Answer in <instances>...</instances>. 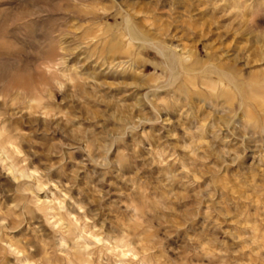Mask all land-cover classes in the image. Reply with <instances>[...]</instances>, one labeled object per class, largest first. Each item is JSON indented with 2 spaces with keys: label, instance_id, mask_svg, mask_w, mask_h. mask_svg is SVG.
Here are the masks:
<instances>
[{
  "label": "clouds",
  "instance_id": "obj_1",
  "mask_svg": "<svg viewBox=\"0 0 264 264\" xmlns=\"http://www.w3.org/2000/svg\"><path fill=\"white\" fill-rule=\"evenodd\" d=\"M55 4L41 0L43 11L35 17L36 27L23 36L15 35L20 31L17 20L0 21V31L6 37L12 34L0 39V60L15 62L14 69L0 71V176L10 181L7 186L0 183V255L11 256L14 264H41L54 244L53 251L67 258L68 264H89L91 250L107 244L97 235L101 229L94 220L111 189L118 187L116 181L130 189L118 188V195L130 201L125 207L139 212L132 197L134 193L147 196L137 180L143 171L163 170L164 199L182 203L195 197L203 203L216 195L214 183L200 187L205 177L239 164L249 145L256 147L255 158L264 165L258 151L264 148V103L252 99L264 92L249 90L247 81L237 76L244 106L237 103L229 108L220 91L224 85L201 82L195 71L198 53L185 47L188 42L182 39L164 43L170 62L183 66L184 74L176 87L154 91L165 85L167 70L146 64L138 51L122 54L123 46L109 44L96 32L97 25L113 17L133 14L130 0H66L67 8L85 12L80 17V34L74 36L79 42L62 39L56 48L42 50L45 23L70 19L57 13ZM97 7L103 12L95 11ZM206 8L224 17L222 29L230 30V43H239L233 57L237 62L255 53L264 65V40L254 39L264 33V0H207ZM63 29L64 24L58 23L57 30ZM160 63L157 59L156 64ZM258 74L264 77V67ZM173 110L178 120L162 118V113ZM189 121L194 122V132ZM157 125L160 131L154 133ZM154 136L162 137L155 146ZM114 149L116 158L110 159ZM76 152L83 158L75 159ZM69 163L72 169L65 183L60 177ZM176 165L178 170L170 172ZM130 166L134 174L126 175ZM82 173V194L74 196ZM109 176L114 180L109 182ZM174 182L180 191L172 190ZM189 190H193L191 196ZM156 205L170 210L160 200ZM25 227L26 239L13 240L9 235ZM45 228L54 234L51 240L45 239ZM38 246L46 249L45 256L30 258ZM129 255L144 264V253Z\"/></svg>",
  "mask_w": 264,
  "mask_h": 264
},
{
  "label": "rangeland",
  "instance_id": "obj_2",
  "mask_svg": "<svg viewBox=\"0 0 264 264\" xmlns=\"http://www.w3.org/2000/svg\"><path fill=\"white\" fill-rule=\"evenodd\" d=\"M65 3L66 0H48L49 6L55 4L57 13L70 19L53 24L45 23L44 30L47 32L41 30V34L45 36L42 50L56 48L62 39L79 42L74 36L80 34L83 27L80 17L85 12L69 9ZM206 3L207 0H130L129 6L134 10L133 14L125 12L119 18L113 17L109 22L97 25L96 32L100 34L98 38L109 44L123 46L122 54L138 51V58L146 64L167 70L165 85L154 91L176 87L185 72L183 66L170 62L168 45L164 41H187L184 46H190L198 53L195 57V71L203 78L201 82L217 87L223 84L220 91L227 106L235 108L239 103L243 108L244 97L237 76L247 81L249 90L264 92V77L258 74L264 65L256 60L255 53L239 62L233 58L240 45L238 42L230 43V30L222 29L224 17L206 8ZM40 4L41 0H0V21L6 18L17 20L16 28L20 31L15 35L23 36L36 27L38 21L35 17L43 11ZM95 11L103 12V9L97 7ZM61 22L64 29L58 31L57 24ZM11 35L9 33L6 37L0 31V39ZM254 39L264 40V33ZM157 59L161 62L159 65L156 64ZM14 68V61L0 60V71ZM229 85L231 91L228 90ZM252 99L254 102L264 103V95L253 96ZM249 114L255 116V112L250 111ZM169 117L174 121L178 120V112L173 110L162 113V118ZM188 126L195 131L194 122L189 121ZM159 131L160 126L157 125L154 133ZM161 139L162 137L154 136L153 146ZM128 143H131V137ZM258 151L261 158H264V148ZM178 154L182 157L185 155L179 151ZM256 156V147L249 145L239 164L225 169L219 175L206 176L200 187L214 183L216 195L214 200H204L203 203L195 197L183 199L182 203L164 199L167 189L161 185L166 183V176L161 175L163 170L152 168L141 172L137 178L138 182L142 181V187L147 189V196L133 194L132 199L140 209L136 212L125 207L130 202L127 196L118 195V188L125 191L130 189L116 181L118 187L111 189L109 199L104 202V209L94 220L96 227L101 229L97 235L107 244L102 242L91 250L89 254L93 259L89 264H140L139 259H133L129 255L130 252L133 255L144 253V264H264V171H261L264 165H260ZM82 158L83 154L76 152L75 159ZM115 158L114 149L110 159ZM136 167H142V164H137ZM89 168L91 169V165ZM178 168L179 165H176L175 169L169 171ZM71 169L72 164L69 163L65 174L60 177L65 183ZM125 174L133 175L134 168L127 167ZM83 175L82 173L79 186L73 190L74 196L82 194L81 188L85 185ZM53 178H58L56 173H53ZM113 180V176L108 177L109 182ZM0 183L10 185V181L3 176H0ZM104 188L108 191V183ZM172 190L180 191V185L174 182ZM192 191L189 190V196ZM43 198L44 195L41 196ZM157 200L170 210L165 212L157 207ZM8 202H11V198ZM26 231L25 227L9 235L13 240L21 237L26 239ZM44 232L45 239L53 238L54 234L47 228ZM241 236L245 239L241 240ZM253 240L256 241L255 244ZM20 243L23 245V240ZM54 247V244H50L47 258L41 259L45 256L46 249L38 246L37 252L30 254V258L41 259V264H68L67 258L59 257L53 251ZM0 264H14V261L5 253L0 255ZM73 264L77 262L74 261Z\"/></svg>",
  "mask_w": 264,
  "mask_h": 264
}]
</instances>
